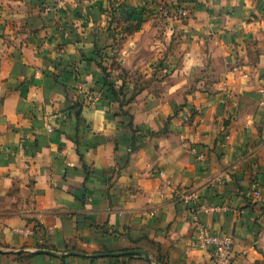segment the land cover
Masks as SVG:
<instances>
[{
  "label": "clouds",
  "instance_id": "9594fccd",
  "mask_svg": "<svg viewBox=\"0 0 264 264\" xmlns=\"http://www.w3.org/2000/svg\"><path fill=\"white\" fill-rule=\"evenodd\" d=\"M123 3L47 0L41 12L0 0V155L14 157L0 160V251L32 254L61 236L90 243L73 213L101 208L110 227L127 222L153 242L142 264H264V10L258 0H131L143 22L117 27ZM36 17L33 35L25 25ZM50 17L59 31L45 27ZM57 64L74 65L73 77L61 82ZM57 77L79 99L78 118L61 111L66 95L45 93ZM102 77L141 137L135 148L120 142ZM68 126L87 147L54 135ZM37 136L49 146L33 155L24 144ZM66 168L79 174L64 180Z\"/></svg>",
  "mask_w": 264,
  "mask_h": 264
},
{
  "label": "crops",
  "instance_id": "0c3cea01",
  "mask_svg": "<svg viewBox=\"0 0 264 264\" xmlns=\"http://www.w3.org/2000/svg\"><path fill=\"white\" fill-rule=\"evenodd\" d=\"M126 2V0H124ZM259 7L261 10H264V0H258ZM47 6V0H31L32 8H40L41 12L45 10ZM126 10L131 11L133 16L131 20H139L141 23L143 22V14L145 9H138L135 6H132L131 0H127L125 3ZM167 7V4L164 5ZM75 15L79 18L81 17V12L78 9ZM40 20V17L33 18L26 22L25 30L32 29L33 35H38L40 29L36 26L37 21ZM120 20V19H119ZM117 20V22L119 21ZM55 23V27L57 31H59L60 25L59 22H54V17H50L48 21L45 23V27L52 25ZM117 27L123 25V21L121 20L120 24L116 23ZM86 27V25H84ZM10 27L12 29L16 28V23L10 22ZM72 33L75 34V29H71ZM47 38V37H46ZM76 40H79L80 37L78 35H74ZM62 50V46H58L57 51ZM96 55L102 56V50L97 48L96 54L90 55L87 59L89 62L95 60ZM148 53L143 51L141 56H147ZM258 55V53H257ZM98 67H102L103 65H97ZM56 67L60 69L62 72L61 82L64 80H70L75 71L74 65H60L57 64ZM17 69L19 71L26 70L24 66L17 65ZM108 72V70H107ZM101 85H103L107 91L106 95L109 99L113 101V114L112 119H120L121 128L124 131V135L121 137L120 142L135 148L136 144L141 140V137L138 136L134 131L131 130L130 125L128 123V113L123 110V101L120 98V95L117 97L113 92L109 91L107 86V80L105 78H101L99 81ZM111 83V82H110ZM103 90V89H102ZM62 93L68 97V104L61 108V111H67V115H69V119L73 116H80V101L78 98L74 99L73 93L69 91L66 84L60 83V78H56L55 88L53 89H45V93L51 97L55 93ZM23 95H27V88L23 87ZM48 102V101H46ZM20 111H23V104L20 106ZM177 116H179V112H177ZM81 124L83 121H80ZM37 126L42 127V122L38 123ZM13 133L19 132V129L13 128ZM60 132H66L69 135L70 139H76L78 144L82 145V148L87 147L83 142L87 140V136L80 135L79 129L72 130L70 126L57 130L54 135L58 136ZM58 142V141H57ZM97 143L103 144L106 143L104 137H97ZM49 146L48 138L45 136H37L34 143L27 144L25 142L24 147L28 149L33 155L37 151L40 150L41 145ZM61 150L63 149V145L60 146ZM13 151H19L18 148H13ZM135 150H139L136 148ZM11 159L14 157H7L0 155V160H7L11 162ZM84 157L81 154V161H83ZM121 168L126 167L129 164V160L127 157L121 158L118 161ZM66 167V166H65ZM85 171L91 172V169L87 164H85ZM109 176H113L116 174L115 169H108ZM79 174L77 169H67L64 177L62 179L67 180L68 177L75 176ZM241 179L243 177H240ZM81 186L78 184H72L71 190H77ZM106 203V202H105ZM196 209H192L195 211ZM264 211V209H262ZM78 218V224L80 230H87L91 234V242L78 241L76 237H68L64 238L60 237V245L57 246H44L37 247L33 250L32 254L24 253L23 250L18 253H11L5 251H0V264H142V257L130 256V255H121L132 251H143L144 248L151 247L152 241L147 239V235L136 230L133 226H130L129 223H123L119 228H112L108 225L105 220L104 214L101 211V208H97L93 213L80 212L73 213ZM51 219V218H50ZM71 220V217H66V224H68ZM35 231L39 233H43L44 229L41 225L37 224ZM119 254V255H118ZM256 264H260L259 261Z\"/></svg>",
  "mask_w": 264,
  "mask_h": 264
},
{
  "label": "trees",
  "instance_id": "16d2710c",
  "mask_svg": "<svg viewBox=\"0 0 264 264\" xmlns=\"http://www.w3.org/2000/svg\"><path fill=\"white\" fill-rule=\"evenodd\" d=\"M114 12L119 13L120 15L114 16L113 23H120L121 20H123L122 19L123 18L122 16H124V15L127 18V19H125V22H128L129 20H131V18H132L131 16H133V14H129L128 10H126V7H124L121 4H120L119 7H117V8L114 9ZM117 20H119V21L117 22ZM103 70L105 71V73H107V69L103 68ZM107 86L109 88V91L113 92L116 97H117V95H120V93H118L115 90L114 86L111 85V83H110L109 80H107Z\"/></svg>",
  "mask_w": 264,
  "mask_h": 264
},
{
  "label": "rangeland",
  "instance_id": "374dc122",
  "mask_svg": "<svg viewBox=\"0 0 264 264\" xmlns=\"http://www.w3.org/2000/svg\"><path fill=\"white\" fill-rule=\"evenodd\" d=\"M126 2H127V0H126ZM126 2H124V3L121 4V5H123L124 7H127V6H125V3H126ZM128 12H129V14H133L131 11H128ZM122 17H123V18H122V19H123V20H122V21H123V24H126V23H127V22H125V19H127L126 16L124 15V16H122ZM124 17H125V18H124ZM131 17H132V16H131ZM115 24H116V23H115ZM119 24H120V23H119ZM131 27H132V26L129 25V28H125V31H130V30H131ZM118 66H119V65L115 64V62H114L113 65H112L113 68H116V67H118ZM105 69H107V68H105ZM107 70H108V69H107ZM109 75H110V73H109Z\"/></svg>",
  "mask_w": 264,
  "mask_h": 264
},
{
  "label": "water",
  "instance_id": "95a60500",
  "mask_svg": "<svg viewBox=\"0 0 264 264\" xmlns=\"http://www.w3.org/2000/svg\"><path fill=\"white\" fill-rule=\"evenodd\" d=\"M119 255V254H118ZM121 255H130V256H137V257H144L146 256L145 252L142 251H132Z\"/></svg>",
  "mask_w": 264,
  "mask_h": 264
}]
</instances>
